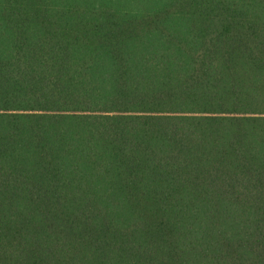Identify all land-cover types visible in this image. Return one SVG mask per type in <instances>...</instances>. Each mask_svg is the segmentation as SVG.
<instances>
[{
    "label": "trees",
    "instance_id": "obj_1",
    "mask_svg": "<svg viewBox=\"0 0 264 264\" xmlns=\"http://www.w3.org/2000/svg\"><path fill=\"white\" fill-rule=\"evenodd\" d=\"M0 264H264V0H0Z\"/></svg>",
    "mask_w": 264,
    "mask_h": 264
}]
</instances>
